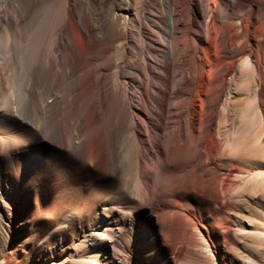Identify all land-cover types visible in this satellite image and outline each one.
Masks as SVG:
<instances>
[{
  "label": "rangeland",
  "instance_id": "rangeland-1",
  "mask_svg": "<svg viewBox=\"0 0 264 264\" xmlns=\"http://www.w3.org/2000/svg\"><path fill=\"white\" fill-rule=\"evenodd\" d=\"M62 1L37 3L32 9L33 19L22 26L48 20L49 13L59 12ZM117 2L119 0H110L109 3ZM138 3L136 0L133 8ZM216 3L213 9L216 26L221 24L222 17L228 18L231 24L228 31L230 49L222 53L213 43L201 40L195 55L197 63L203 66L210 62L220 69L222 64L230 62L228 73H221L225 75V85L216 92L221 98L210 132L220 139L218 128L223 132L228 126L230 146L231 135L237 132V142L244 149L248 117L255 108L254 98L264 85L263 0H216ZM7 4V9L0 8L3 18L0 51L7 38L13 39L17 32L14 26L8 32L4 30V22L13 12L14 0H8ZM154 4L155 1L146 4L148 19L155 15ZM198 4L199 0H189L190 18H194L192 29L197 22L205 27L210 21V18H203L195 6ZM49 6L53 7V12L48 11ZM174 7L173 3L169 4L171 12ZM128 32L134 35L138 30L130 27ZM63 34L69 37L66 27ZM143 34L152 39L148 30ZM189 37H192L191 33L185 40ZM119 42V38L111 34L101 45L107 47L110 44L113 48L100 55L98 60L109 63L113 70L115 65L121 66L123 79L129 81L133 102L137 105L142 90L137 78L140 71L136 64L130 65V47L123 54L117 47ZM96 44L99 46L98 42ZM168 49L172 53L171 42ZM235 49L238 52L234 53ZM19 53L17 46L11 61L0 60V179L7 190L13 191L6 209L0 211V264H264V191H251L244 157L232 161L231 149L230 155L217 154L216 181L212 185L215 197L211 198L209 171L205 173L207 182L203 184L194 174L190 162L166 153L167 145L162 140L154 144V149L148 148L152 156L156 153L155 156L162 158V181L156 192L165 205L163 212L155 217L163 221L164 227L158 229L156 218L148 212L151 207H139L137 165L129 156L132 143L126 132L123 110L109 105L113 109L104 114L107 115L103 119L105 124H122L113 141L107 144L108 166L102 173H93L85 167V161H77L69 154H57L47 144L45 132L39 131L35 136L25 123L5 112L7 99L13 91L20 96L22 109L29 100L36 103L40 98L38 86L24 74L26 63ZM164 54L163 49L152 54L151 64L160 65ZM74 58L77 63L83 60L77 54ZM247 60L252 69L247 70ZM136 61L142 62L141 57L137 56ZM198 64H194V68ZM38 69L35 68L37 72ZM155 72L150 75L151 82ZM197 78V91L205 84L211 85L212 89L220 85L215 83L217 77L208 71L202 73L199 70ZM208 78H212L211 81H207ZM204 96L201 93V99H205ZM199 106V102L195 104L197 111ZM203 110L208 112L205 104ZM81 113L79 104L75 107L76 124ZM139 114L149 125L157 121L153 114ZM26 118H29L30 126L39 124L40 117L35 111L27 110ZM193 120L191 114L190 121ZM256 154L264 157V150L257 147ZM224 164L239 166L242 171L230 173L227 187L223 182L227 172ZM129 176L133 177L132 186L126 187L125 180ZM156 204L157 201H153L152 208ZM4 211L11 219L3 218ZM139 214L145 227L135 220Z\"/></svg>",
  "mask_w": 264,
  "mask_h": 264
},
{
  "label": "bare ground",
  "instance_id": "bare-ground-1",
  "mask_svg": "<svg viewBox=\"0 0 264 264\" xmlns=\"http://www.w3.org/2000/svg\"><path fill=\"white\" fill-rule=\"evenodd\" d=\"M137 1L138 5L133 8L136 0H119L118 4H111L110 0H99L98 3L96 0H63L59 12L49 13L48 20L42 23L34 21L25 27L22 24L33 19L32 9L43 0H14L13 12L9 20L4 22V30L8 32L14 26L17 32L13 39L8 35L9 38L0 51V60L4 63L11 61L18 46L23 63H26L24 74L30 82L38 86L40 98L36 103L29 100L30 103L22 109L20 96L13 91L7 99L8 108L5 112L25 123L35 136L39 131L45 132L47 144L57 154H69L77 161H85V167L90 168L93 173H102L108 166L107 144L113 141L122 124H105L103 119L107 115L104 114L113 109L109 105L123 110V118L127 120L126 132L129 133L132 143L129 156L133 157L137 165L135 177L136 190L140 197L139 207L150 206L148 212L151 217L163 212L161 210L165 204L156 192L157 185L162 181V158L155 156L156 153L152 156L147 150L154 149V144L161 140L167 145V154L176 155L191 163V168L201 183L206 184L205 173L210 172L211 198L215 197V188L212 185L216 181L217 154L221 152L230 155V149L232 161H239L241 156L244 157L245 174L249 178L251 191H264V157L256 154L257 147L264 150V85L256 91L255 108L247 116L249 119L246 124L244 149L237 142V132L232 133L233 142L230 146L228 126L223 132L218 128L220 139H216L215 134L210 132L221 98L216 92L225 85V75L221 73H228L230 62L222 64L220 69L210 62L206 63L207 66L199 65L195 53L199 50L201 40L213 43L222 53L228 52V31L231 25L229 19L222 17L221 24L216 26L217 19L213 12L217 5L216 0H199V4L195 6L199 8L203 18H210V21L205 27L197 22V26L192 29L194 18H190L189 0ZM152 1H155V15L148 19L145 7ZM7 2L8 0H0V8H6ZM171 3L175 6L172 12L169 8ZM261 4L264 6V0ZM48 11L53 12V7L49 6ZM1 21L3 18L0 16ZM65 27L69 37L63 34ZM130 27L137 29V34L129 33ZM144 30H148L152 39L144 36ZM190 33L192 37L185 40ZM213 33L216 34L215 37L212 36ZM111 34L119 38L117 47L123 54L130 47V65L136 64L140 71L137 78L142 90L139 91L137 105H134L129 81L123 79L121 66L115 65L113 70L109 63L98 60L100 55L113 48L110 44L107 47L101 45ZM129 38L131 41H128ZM170 42L172 53L168 49ZM162 49L165 54L161 56L160 65L151 64L152 54H157ZM74 54L81 56L83 60L77 63ZM137 56L141 57L142 62L137 63ZM194 64L198 66L194 68ZM245 65L247 70L252 69L248 60ZM35 66L39 68L38 72ZM199 70L214 74L217 77L215 83L220 85L212 89L211 85L205 84L202 90L197 91ZM153 72L155 74L151 82L150 75ZM211 79L208 78L207 81ZM210 92L213 93L209 95ZM201 93L206 95L205 99H201ZM29 96L28 93L27 97ZM198 102L199 111L195 108ZM79 104L82 113L76 124L75 107ZM204 104L208 112L203 110ZM27 110L35 111L39 115V124L30 126L27 123ZM139 112L153 114L157 121L149 125ZM191 114L194 117L192 122ZM224 167L227 172L223 182L227 187L230 173L235 170L242 171L233 164H224ZM132 182L133 177L129 176L125 180V186H132ZM12 194L13 191L7 190L0 179L1 212L4 207L6 209ZM153 201H157V204L152 208ZM3 218L11 219V215L4 211ZM135 220L139 226H146L141 214ZM161 223L162 220L155 219L158 229H163L164 225Z\"/></svg>",
  "mask_w": 264,
  "mask_h": 264
}]
</instances>
